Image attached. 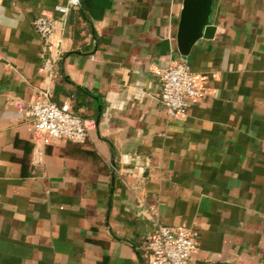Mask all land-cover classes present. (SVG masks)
<instances>
[{
  "label": "crops",
  "instance_id": "1",
  "mask_svg": "<svg viewBox=\"0 0 264 264\" xmlns=\"http://www.w3.org/2000/svg\"><path fill=\"white\" fill-rule=\"evenodd\" d=\"M0 0V264H147L155 221L186 225L193 264H264V0H218L212 39L179 53L183 0ZM57 21L55 72L32 21ZM203 97L173 118L162 69ZM71 100L84 143L37 132L38 92Z\"/></svg>",
  "mask_w": 264,
  "mask_h": 264
},
{
  "label": "built area",
  "instance_id": "2",
  "mask_svg": "<svg viewBox=\"0 0 264 264\" xmlns=\"http://www.w3.org/2000/svg\"><path fill=\"white\" fill-rule=\"evenodd\" d=\"M57 14L66 17L78 0H65ZM44 56L43 70L52 75L62 57L61 44L55 41L57 21L40 16L32 21ZM160 102L173 118L187 115L194 100L203 97L197 76L186 59H173L162 69ZM33 128L54 140L84 144L90 139L87 120L74 110L71 100L57 103L50 89L40 90L27 111ZM147 264H193L198 244L193 230L186 225L167 226L155 221V231L148 241Z\"/></svg>",
  "mask_w": 264,
  "mask_h": 264
},
{
  "label": "water",
  "instance_id": "3",
  "mask_svg": "<svg viewBox=\"0 0 264 264\" xmlns=\"http://www.w3.org/2000/svg\"><path fill=\"white\" fill-rule=\"evenodd\" d=\"M218 0H183L177 32L179 53L187 57L202 39H212L213 13Z\"/></svg>",
  "mask_w": 264,
  "mask_h": 264
}]
</instances>
